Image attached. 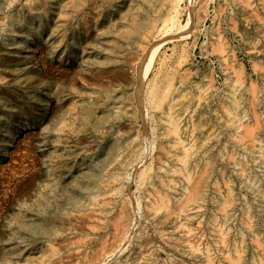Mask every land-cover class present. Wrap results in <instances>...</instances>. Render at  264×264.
Wrapping results in <instances>:
<instances>
[{"label": "rangeland", "instance_id": "374dc122", "mask_svg": "<svg viewBox=\"0 0 264 264\" xmlns=\"http://www.w3.org/2000/svg\"><path fill=\"white\" fill-rule=\"evenodd\" d=\"M15 1L14 12L16 18L14 27L13 29L9 30L10 32L8 30L0 31V47L2 48V50L0 51V56H5L7 55V53H10V55L13 54L14 56V64H12L10 68L0 69L1 71H4H2V74L4 76L0 78V86L6 84V82L10 78V75L14 78L11 88H5L9 95H5L0 98L1 103L4 100L3 104L9 103L10 101L13 103L12 104L10 102L13 105L12 112L4 111L1 114V118L3 117V125L0 126V264L3 263V260V264H7L6 262H8V264L10 262L11 264H45V262L46 264H49V262L50 264L53 262V264H65L63 262H66L67 264L68 259L65 261L63 260V262L61 263L59 262L61 256L63 259H66V257L70 254H77L85 250H87V252L90 251V249H86L83 246L84 242L78 241L80 238H82V236L75 237L73 240L74 244H71L73 247L75 245V249L78 246H81L77 248V251H75V249L71 245L66 246L67 242H65L63 239H59L58 241L53 240L54 236H51L52 233L54 234L57 232V234L59 235L64 231L67 232L69 229L68 226H66L65 229V226L62 225L59 221H54V217L58 215V217H60V215L62 217L71 214L75 218L79 214L77 207H79L81 202H85V197L88 195L86 190L84 189L86 186V179L84 178L87 175L85 170L88 169V167L96 166L97 163H102L104 160H109L112 157L111 155L113 153H109L110 150L108 147H110L113 142H115V144L119 142L118 144L120 145H131V156L136 155L139 152L141 153L143 150L145 151V155H147L146 161L149 162L147 163L145 168H142V162H133L132 164L127 165L126 168L123 167L114 172L116 174H122L124 177H129L130 175V179L128 178L129 180L126 181L127 183L129 182L130 185H128V189L123 187L122 191V188L120 187L117 188V190L112 191L117 198L124 197L123 199H126V208L131 215H134V210H136V213L138 212V204L141 203V206L145 205L154 169L161 161L159 159H162V157L167 153L168 147L173 144V137L168 128V123L165 122V117L168 111L166 103L169 98H173L171 95V90L174 87H177L179 89L177 97H180L176 112L179 114V116L182 117L183 128L187 129L185 131V134L183 135L185 143H193L195 146H199L200 144H204L207 141V145L212 146L211 152L207 154V156H209L210 162H202L197 169L193 170L191 174V180L193 179L191 181L192 184L195 183L197 186L202 185L200 186L201 193L206 192L208 194L210 192H213L214 189H221L225 191L227 189L229 181L232 177H234L232 172V162H234L236 164L235 167L239 171H246L253 175L254 178L256 177L255 179L259 181L263 189L264 199V169L262 167H259L258 163L256 162L258 161V154H255L254 152L255 145H258L262 149V152L264 154L263 0H250L249 2L248 0H181V2L180 0H170V2L172 3H169L168 0H162L163 3L161 2V0H120V2L119 0H106V2H104V0H82V3L81 0ZM49 1L50 3H48ZM8 2V0L7 2L6 0H0V11L2 7L7 6ZM63 2H65V4H63ZM145 3L148 5H146ZM159 5L163 6L160 7ZM67 10L70 12H68ZM155 10L157 12L160 11L159 15ZM151 11L153 13L155 11V13L153 14ZM251 11L253 14L251 13ZM45 12H47V15L45 14ZM58 12L61 14H59ZM139 13L140 15H138ZM119 14L122 15L120 16ZM135 14L139 17L134 16ZM164 14L167 16H165ZM134 17L136 18V21L134 20ZM169 17L174 18L169 19ZM147 18H149V20ZM190 19L191 26L190 28H188L186 33L184 32L183 34L174 35L175 33H179L180 30L178 29L179 31L177 32V27H174V30L168 28V26L171 24V21L169 22V20H174L175 23L177 22L176 24H178V27H183V25H185V23ZM161 20H163L162 23ZM164 20H166L167 22ZM164 23L167 24L164 25ZM160 25L162 26V28L159 27ZM163 25L165 26V28ZM62 27L63 30H60L62 29ZM135 29H138V32ZM163 29L166 35L162 34ZM169 29L173 33H170L171 31ZM156 30L158 31L156 32ZM129 31L131 32L130 35L127 34V32ZM138 33L141 34L138 35ZM104 36L109 39L107 40L106 38H104ZM129 37L131 38L129 39ZM169 39L172 41H170ZM132 42H135L137 44L134 43L133 45ZM7 43L9 46L7 45ZM157 43H159L158 46L160 48L155 54L152 71L150 72V78H154V75L156 73L158 74L155 78L156 81L154 80L156 94L153 91L155 96L153 99L148 101L146 95L148 94L149 79L146 80L141 88V92L144 90L142 93V96L144 98L141 102L140 107L139 100L137 98V94L139 91L137 85L139 84L138 80L140 78L139 66L144 59L145 52H147V50H149L153 45ZM94 47L97 49L94 50ZM127 47L128 49L126 50ZM98 48L100 50H98ZM133 49L136 50L134 51ZM16 50L18 51V53ZM114 52L116 54H114ZM220 52L223 54H221ZM101 57L104 61H101ZM90 59L98 61L92 65L89 63ZM121 61H124L126 64L124 62L122 63ZM42 64L45 66V68ZM11 68L13 69L11 70ZM47 69H49V71ZM13 72L15 74H13ZM119 74L122 75L119 76ZM180 78L183 79L181 80ZM103 79H105L106 81ZM100 83H102L103 85ZM125 84L129 88H127ZM254 84L256 86H254ZM110 85L113 87L111 88ZM166 86L169 88V91ZM104 89L105 91H103ZM250 89L253 92H251ZM89 92H91V94ZM94 92H96L97 94ZM108 97L110 98V100ZM200 98H202V101H200ZM204 98H206V100ZM160 99H163V103L160 101ZM236 100L238 101V105H235L233 107V101ZM206 101L207 106H203L202 102ZM227 103L229 107H232V110L236 114L235 119L231 118L226 111L228 109ZM88 104H90L91 106ZM140 109H142V113ZM224 109L226 113L223 111ZM124 111H127V113L125 112L124 114ZM54 113L55 115H53ZM103 117L105 119H103ZM153 117L155 118L153 119ZM238 120L239 122L237 123ZM112 126L113 129H111ZM97 128L101 129L98 130ZM95 132L97 134L99 133L100 136ZM168 132L171 135L167 134ZM12 135H14L15 137ZM253 135L254 137H252ZM101 136H104V138ZM99 138L100 140H98ZM236 138L239 139L237 140ZM252 139L259 140L260 144L255 143L256 141H253ZM7 140L8 142L6 143ZM128 140L130 141V143ZM54 141H56L58 145ZM5 150L8 152H6ZM54 154L56 155L55 157ZM48 155H52L54 160L56 159L53 168L57 172L58 179L60 180H57V182L59 183L48 180L45 175L46 170L49 167ZM218 157H221L223 161L218 162ZM36 164L37 166L34 168V165ZM37 168H40L38 169L40 172L37 170ZM142 169L144 172L142 171ZM122 170H126L125 173ZM127 171H130L131 174L130 172L127 173ZM232 180L234 194L239 195L243 198L246 197L248 203H253L254 205L255 201L253 199V196L245 191V189L241 186L240 181H238L236 177H234V179ZM42 183L45 187L42 185ZM50 183L56 186H54L55 189L53 188V185H50ZM47 185H49L48 189ZM69 185H71L74 190H72ZM78 187L81 188L79 189V191ZM82 189H84L85 193ZM36 190L39 191V193ZM48 191L49 193H52L54 191V193H52L53 196L49 194ZM67 191L70 193L68 194ZM120 193H122L124 196H122V194ZM74 194L76 196H74ZM55 195L58 196L54 197ZM130 196L133 201L128 200ZM58 197H62L63 199H59ZM71 200L74 202H72ZM64 202L68 203H65V205ZM30 203L37 204V206L39 207L41 206L40 208L38 207L40 209V212L35 213L28 211L30 210ZM59 208L61 211L59 210ZM62 209L66 210L64 211ZM68 209L70 210L68 211ZM19 214L20 218L18 216ZM32 215H34L35 217ZM237 216L239 223L237 222L235 224V227L241 231L244 226V222L246 221L245 215L240 210L237 211ZM250 216L252 217V219L254 218L253 220L254 224L256 225L255 230L257 240L259 241L255 240L256 238H251L248 236L245 237V244L248 248L246 261L247 263L251 264H256V262L257 264H260L261 262V264H264V214H258L255 208H252ZM37 225L40 227V229H38ZM54 225H57V227ZM43 226L45 228H42ZM191 226V229L196 230L198 228L197 224H192ZM137 227L139 230L142 229V231L146 228L147 230H150V226H148V224L146 222L144 223L143 221H139ZM151 228L153 231L157 232V228H155L153 225H151ZM55 229L56 231L54 232ZM59 229L63 231H60ZM43 232L45 233L43 234ZM176 232V238H178L180 235H183V228L177 229ZM45 234H48V236H46ZM43 235L46 237L44 238ZM37 237L39 239H35ZM48 237L50 238V240ZM90 237H93V235H91ZM90 237H83L82 240L85 241ZM196 237L197 239H200V241L202 242V246H207V248H209L211 254L217 261L223 262L222 255L219 253L212 238L206 231L201 230L200 233L196 234ZM237 238L238 237L235 234H230L229 245L232 246L235 242H237ZM19 239L20 241H24L23 239H25V241L20 242L18 241ZM45 239L47 242L45 241ZM54 241L56 242L54 243ZM178 241L179 239L175 240V242ZM255 241H257V244L254 243ZM59 242L62 243L60 244ZM259 242H261L260 246H258ZM161 243H163L166 250H164V248L163 250L160 249V251H157V255H159H156V257L159 263L174 264V254L170 251L173 246L169 245L171 247L170 249L167 245H165L163 240L161 241ZM9 246L11 248H9ZM15 246L17 249L15 248ZM54 246H56L55 248H57L58 251L55 250ZM132 246L134 247L133 244L127 245L128 248L130 247L127 250L129 251L133 249ZM19 247H21V249ZM45 247L47 249H45ZM78 249H80L79 252ZM259 250L262 255V259H260L259 257ZM47 251H49L50 253H47ZM55 251L57 259L55 258L53 253ZM251 251L253 252V254ZM60 253L62 255H60ZM180 254L184 255L182 257H188L182 252ZM3 255L7 258L3 257ZM46 257L50 261L48 260L47 262ZM253 258H255L254 261ZM106 260V257H100L97 258V260L93 264L113 263L112 260L110 262ZM188 260L189 259L187 258V261ZM80 261H83V264H88L83 258L76 260L74 259L70 264H73V262H75V264H82ZM92 262H90L89 264H92ZM188 262H191L193 264H201L199 261L194 260H189Z\"/></svg>", "mask_w": 264, "mask_h": 264}, {"label": "bare ground", "instance_id": "6f19581e", "mask_svg": "<svg viewBox=\"0 0 264 264\" xmlns=\"http://www.w3.org/2000/svg\"><path fill=\"white\" fill-rule=\"evenodd\" d=\"M8 4L5 7L1 8L0 11V31H5V30H10L13 29L14 24H15V12H14V7H15V0H8ZM30 1V0H29ZM32 1V0H31ZM112 1V0H111ZM126 1V0H123ZM153 1V0H152ZM151 1V2H152ZM169 3L170 0H168ZM173 1V0H172ZM250 0H248L249 2ZM7 2V0H6ZM18 2V1H17ZM104 2H106V0H104ZM116 2V1H115ZM120 2V0H119ZM161 2L163 3V1L161 0ZM181 2V0H180ZM264 2V0H263ZM262 2V3H263ZM32 3V2H31ZM34 3V2H33ZM50 3V1L48 2ZM82 3V0H81ZM124 3V2H123ZM140 3V2H138ZM137 3V4H138ZM160 3V2H158ZM160 3V4H162ZM166 3V2H165ZM168 3V5H169ZM63 4H65V2H63ZM111 4V3H110ZM114 4V3H113ZM134 4V3H133ZM146 4V3H145ZM167 4V3H166ZM248 4V3H247ZM5 5V4H4ZM58 5V4H57ZM143 5V4H142ZM141 5V6H142ZM148 5V4H146ZM150 5V4H149ZM179 5V3H178ZM132 6V5H131ZM155 6V5H154ZM153 6V7H154ZM160 6V5H159ZM163 6V5H162ZM160 6V7H162ZM247 6V5H246ZM62 7V6H60ZM59 7V8H60ZM107 7V6H106ZM150 7V6H148ZM152 7V9H153ZM19 8V7H18ZM58 8V7H57ZM75 8V7H74ZM69 9V8H68ZM136 9V8H135ZM143 9V8H142ZM145 9V8H144ZM164 9V8H163ZM166 9V8H165ZM173 9V8H172ZM138 10V9H137ZM149 10V9H148ZM157 10V9H156ZM155 10V11H156ZM167 10V9H166ZM222 10V9H220ZM68 11V10H67ZM77 11V10H76ZM128 11V10H126ZM136 11V10H134ZM150 11V10H149ZM154 11V13H155ZM159 11V10H158ZM170 11V10H169ZM168 11V14H169ZM178 11V10H177ZM219 11V8H218ZM254 11V10H253ZM256 11V10H255ZM60 12V11H59ZM58 12V13H59ZM70 12V11H68ZM75 12V11H74ZM139 12V11H138ZM142 12V11H141ZM152 12V11H151ZM160 12V11H159ZM159 12L156 11V13L159 15ZM173 12V11H172ZM221 12V11H220ZM219 12V13H220ZM18 13V12H17ZM124 13V12H123ZM143 13V12H142ZM153 13V12H152ZM153 13V14H154ZM181 13V12H180ZM252 13V11H251ZM255 13V12H254ZM45 14L47 15V12H45ZM61 14V13H59ZM133 14V13H131ZM137 14V13H136ZM134 16H137V15ZM171 14V13H170ZM177 14V12H176ZM174 14V15H176ZM253 14V13H252ZM256 14V13H255ZM58 15V14H57ZM120 15V14H119ZM122 15V14H121ZM120 15V16H121ZM130 15V14H129ZM140 15V13L138 14ZM143 15V14H142ZM141 15V16H142ZM149 15V14H147ZM157 15V16H158ZM165 15V14H164ZM258 15V14H257ZM60 16V15H59ZM163 16V15H162ZM161 16V17H162ZM167 16V15H165ZM172 16V15H169ZM18 17V16H17ZM47 17V16H46ZM63 17V16H62ZM124 17V16H122ZM139 17V16H137ZM152 17V16H150ZM176 17V16H174ZM173 17V18H174ZM180 17V16H179ZM65 18V15H64ZM119 18V17H118ZM133 18V17H132ZM135 18V17H134ZM145 18V17H143ZM157 18V17H156ZM165 18V17H164ZM163 18V19H164ZM172 17H169V19H171ZM172 18V19H173ZM138 19V18H137ZM149 20V18H147ZM146 19V20H147ZM178 19V18H177ZM259 19V18H258ZM125 20V19H124ZM136 21V18L134 19ZM152 20V18H151ZM157 20V19H156ZM175 20V19H174ZM174 20H169V22L171 23L168 28L173 29L174 27H177V32L179 31V33H175L174 31V35L176 34H183L184 32L186 33V31L188 30V28H190L191 26V19L188 20V22L185 23V25H183V27H178V24L175 23ZM59 21V20H58ZM57 21V22H58ZM67 21V20H66ZM159 21V19H158ZM163 20H161L162 23ZM166 21V20H164ZM127 22V20H126ZM132 22V21H131ZM154 22V21H153ZM167 22V21H166ZM180 22V21H179ZM261 22V21H260ZM68 23V22H67ZM140 23V22H138ZM145 23V22H144ZM157 23V22H155ZM159 23V24H161ZM217 23V22H216ZM57 24V23H56ZM120 24V23H119ZM123 24V23H122ZM146 24V23H145ZM167 23H164V25ZM45 25V24H44ZM54 25V24H53ZM58 25V24H57ZM142 25V23H141ZM163 25V26H164ZM182 25V24H181ZM56 26V25H55ZM148 26V25H147ZM65 27V26H64ZM68 27V26H67ZM113 27V26H112ZM124 27V26H123ZM127 27V25H126ZM140 27V26H139ZM143 27V26H142ZM156 27V26H155ZM160 28H162V26H159ZM69 28V27H68ZM130 28V27H129ZM165 28V26H164ZM48 29V28H47ZM54 29V28H53ZM124 29V28H122ZM140 29V28H139ZM175 29V28H174ZM173 29V30H174ZM179 29V30H178ZM45 30V29H44ZM63 30V27L62 29ZM59 30V31H60ZM136 31L138 29H135ZM146 30V29H145ZM161 30V29H160ZM170 30V29H169ZM54 31V30H52ZM58 31V32H59ZM158 30H156L157 32ZM163 33L164 29L162 30ZM161 31V32H162ZM171 31V30H170ZM169 31V32H170ZM10 32V31H9ZM44 32V31H43ZM47 32V31H46ZM50 32V31H49ZM133 32V30H132ZM138 32V31H137ZM135 32V33H137ZM140 32V31H139ZM155 32V31H154ZM12 33V32H11ZM68 33V32H67ZM103 33V32H102ZM111 33V32H110ZM114 33V32H113ZM119 33V32H118ZM134 33V35H135ZM160 33V31H159ZM168 33V32H167ZM170 33H173L172 31ZM8 34V33H7ZM124 34V33H123ZM128 35L131 34V32H127ZM141 34V33H140ZM138 33V35H140ZM125 35V34H124ZM166 35V34H165ZM5 36V35H4ZM108 36V35H107ZM119 36V35H118ZM144 36V35H143ZM185 36V35H183ZM12 37V36H11ZM109 37V36H108ZM111 37V36H110ZM117 37V36H116ZM127 37V36H126ZM135 37V36H134ZM101 38V36H100ZM104 38H106L104 36ZM131 37H129L130 39ZM159 38V37H158ZM175 38V37H174ZM184 38V37H183ZM217 38V37H216ZM221 38V37H218ZM66 39V38H65ZM103 39V38H102ZM107 39V38H106ZM109 39V38H108ZM107 39V40H108ZM122 39V38H120ZM171 39V38H170ZM169 39V40H170ZM173 39V38H172ZM180 39V38H178ZM98 40V39H97ZM106 40V41H107ZM115 40V39H114ZM134 40V39H133ZM182 40V39H180ZM15 41V40H14ZM65 41V40H64ZM96 41V40H95ZM104 41V40H103ZM110 41V40H109ZM112 41V39H111ZM116 41V40H115ZM118 41V40H117ZM127 41V40H126ZM131 41V40H129ZM172 41V40H170ZM174 41V40H173ZM219 41V40H218ZM119 42V41H118ZM139 42V41H137ZM165 42V41H164ZM183 42V41H182ZM223 42V41H222ZM2 43V42H1ZM4 43V42H3ZM133 43V42H132ZM135 43V42H134ZM133 43V45H134ZM160 43V42H159ZM153 45L149 50H147V52H145V56L144 59L142 60L140 66H139V73H140V78H139V84L137 85L138 87V100H139V104L141 107V102L143 100V96L141 92V88L142 85L144 84V82L146 80L149 79L148 82V96L146 95L148 101H150L151 99L154 98L156 92H155V83L154 80L156 78V76L158 75L156 72V74L154 75V78H150V72L152 71V66L154 63V59H155V54L157 53V50L160 48L158 46V44ZM211 43V42H210ZM219 43V42H218ZM59 44V43H58ZM94 44V42H93ZM101 44V43H100ZM106 44V43H105ZM110 44V43H109ZM121 44V43H120ZM129 44V43H126ZM137 44V43H135ZM139 44V43H138ZM212 44V43H211ZM8 45V43H7ZM96 45V44H95ZM103 45V44H102ZM161 45V44H160ZM226 45V44H225ZM9 46V45H8ZM11 46V45H10ZM104 46V45H103ZM120 46V45H119ZM141 46V44H140ZM213 46V45H212ZM6 47V46H5ZM13 47V46H12ZM89 47V46H88ZM102 47V46H101ZM148 47V46H147ZM184 47V46H183ZM182 47V48H183ZM218 47V46H217ZM221 47V46H220ZM226 47V46H225ZM17 48V47H16ZM106 48V47H105ZM108 48V45H107ZM121 48V47H120ZM94 50H96L97 48H93ZM128 49V47L126 48V50ZM217 49V48H215ZM2 50V48L0 47V51ZM88 50V49H87ZM98 50H100L98 48ZM134 50V49H133ZM136 50V49H135ZM134 50V51H135ZM188 50V49H187ZM214 50V49H212ZM211 50V51H212ZM17 51V50H16ZM186 51V50H185ZM99 52V51H98ZM117 52V51H116ZM131 52V50H130ZM181 52V51H180ZM225 52V51H224ZM234 52V51H233ZM12 53V52H11ZM18 53V51H17ZM105 53V52H104ZM107 53V52H106ZM179 53V52H178ZM221 53V52H220ZM108 54V53H107ZM114 54H116L114 52ZM119 54V52H118ZM129 54V53H128ZM143 54V53H142ZM141 54V55H142ZM180 54V53H179ZM223 54V53H221ZM85 55V54H84ZM103 55V54H102ZM113 55V54H112ZM109 55V56H112ZM42 56V55H41ZM98 56V55H97ZM123 56V55H122ZM120 56V57H122ZM44 57V56H43ZM82 57V56H81ZM85 57V56H84ZM89 57V56H88ZM115 57V56H114ZM182 57V56H181ZM125 58V57H124ZM184 58V57H183ZM100 59V58H98ZM102 59V57H101ZM116 59V58H115ZM44 60V59H43ZM118 60V59H117ZM120 60V59H119ZM161 60V58H160ZM225 60V59H224ZM98 61V60H97ZM97 61H95L94 59H90L89 63L90 64H95ZM100 61V60H99ZM101 61H104L103 59ZM14 62V56L13 54L10 55V53H7V55L5 56H0V69H5V68H10L12 66V64ZM42 62V61H41ZM78 62V61H77ZM119 62V61H118ZM122 63L124 61H121ZM120 62V63H121ZM183 62V61H182ZM224 62V61H223ZM83 63V61H82ZM85 63V62H84ZM125 63V62H124ZM181 63V62H180ZM79 64V63H78ZM110 64V63H109ZM126 64V63H125ZM138 64V62H137ZM43 65V64H42ZM97 65V64H96ZM95 65V66H96ZM44 66V65H43ZM50 66V65H49ZM256 66V64H255ZM93 67V66H92ZM100 67V66H99ZM98 67V68H99ZM109 67V66H108ZM112 67V66H111ZM122 67V66H121ZM162 67V66H160ZM45 68V66H44ZM95 68V67H94ZM105 68V67H104ZM107 68V67H106ZM255 68V67H254ZM13 68H11L12 70ZM115 69V68H114ZM162 69V68H160ZM256 69V68H255ZM49 71V69H47ZM46 70V71H47ZM57 70V69H56ZM104 70V69H103ZM3 71V70H2ZM2 71L0 70V78H2L4 75L2 74ZM7 71V70H6ZM9 71V70H8ZM85 71V70H84ZM89 71V70H88ZM120 71V70H119ZM125 71V70H124ZM162 71V70H161ZM4 72V71H3ZM97 72V71H96ZM99 72V71H98ZM160 72V71H159ZM10 73V72H9ZM91 73V72H90ZM125 73V72H124ZM123 73V74H124ZM13 74H15L13 72ZM56 74V73H55ZM68 74V73H67ZM26 75V74H25ZM99 75V74H98ZM102 75V74H101ZM107 75V74H106ZM114 75V74H113ZM118 75V74H117ZM122 75V74H121ZM119 74V76H121ZM6 77V76H5ZM10 78L8 79V81L6 82L5 85L0 86V98H2L5 95H9L7 90H5V88L10 87L12 85V82L14 80L13 76H9ZM32 77V76H31ZM99 77V76H98ZM41 78V77H40ZM87 78V76H86ZM119 78V77H118ZM127 78V76H126ZM18 79V78H17ZM15 79V80H17ZM36 79V78H35ZM93 79V78H92ZM158 79V78H157ZM181 79V78H180ZM183 79V78H182ZM181 79V80H182ZM212 79V78H211ZM3 80V79H2ZM22 80V79H21ZM41 80V79H40ZM83 80V79H82ZM105 80V79H103ZM126 80V79H125ZM106 81V80H105ZM156 81V80H155ZM17 82V81H16ZM89 82V81H88ZM108 82V81H107ZM111 82V80H110ZM113 82V81H112ZM213 82V81H210ZM104 83V82H102ZM100 83V84H102ZM109 83V82H108ZM16 84V83H15ZM87 84V83H86ZM106 84V83H105ZM113 84V83H112ZM252 84V83H251ZM103 85V84H102ZM167 85V84H166ZM17 86V85H16ZM106 86V85H105ZM111 86V85H110ZM120 86V85H119ZM126 86V84H125ZM168 86V85H167ZM166 86V87H167ZM182 86V85H181ZM254 86H256L254 84ZM113 86H111L112 88ZM127 88H129L128 86H126ZM145 87V85H144ZM147 87V86H146ZM166 87H165V92H166ZM253 87V86H252ZM168 88V87H167ZM98 89V88H97ZM101 89V88H100ZM109 89V88H108ZM115 89V88H114ZM113 89V90H114ZM126 89V88H125ZM94 90V89H93ZM120 90V89H119ZM251 90V89H250ZM98 91V90H97ZM100 91V90H99ZM105 91V89L103 90ZM118 91V90H116ZM155 94H154V92ZM169 91V88H168ZM178 91L179 89L177 87H174L171 90V95L173 98H169L167 101V107H168V111L166 113V121L168 123V128L170 130V133L172 134L173 137V144H171V146L168 147L167 149V153L162 157V159L158 164V166L154 169V173L152 176V181H150V187H149V191H148V196L146 197V203L145 205L141 206L140 204H138V212L136 213V210H134V215H131L129 213V211L126 208V199H123L124 197H119L117 198L116 195H114L112 191L117 190V188H122L123 191V187L128 189V185L129 182L127 183L126 181H128L130 179V175L129 177H124L122 174H116L114 173L116 170L120 169V168H126L127 165L132 164L133 162H142L143 167L145 168V166L147 165V163H149L148 161H146V156L145 155V151L143 150L141 153L137 152L138 154L131 156V145H120L115 144V142H113L112 145H110L109 150H110V154H112L111 158L109 156V160H104L102 163H97L96 166L93 167H88V169H86V177L83 178L86 179V186H85V190L87 192V196L85 197L86 200L85 202H81L78 208V212L79 214L74 218L71 214L70 215H66V216H62L60 215V217L55 216L54 217V221H59L62 225L68 226V231L67 232H62L59 235L56 233H52L51 236L53 237V240H59V239H63L66 243V246H70L71 244L73 245V240L75 237H90L91 235H93V237L90 238H85L86 240H82V238H80L78 241L80 242H84L83 246L86 249H90L89 252H87V250L85 251H81L79 252L80 249H78L77 254H70L66 257V259L62 258L59 259V262H63V260H67V264L71 263L74 259H85L86 262L89 264L90 262H92V264L97 260V258L100 257H106V259L108 260V262H110L111 260L113 261L112 264H160L156 255H157V251H160V249H164L165 246L163 245V243H161V241L163 240V242L165 243V245H167L170 249L171 246H173V250L171 249L170 251L173 252L174 254V264H193V263H189L188 261H199L201 264H251V263H247L246 261V254H247V246L245 244V237H251V238H256L255 240H257V235H256V230H255V224H254V218L252 219V217L250 216V212L252 208H255V210L257 211L258 214H264V199H263V189L259 183V181L257 179H255L253 177V175H251L250 173L246 172V171H239L236 167H235V163L232 162L233 165V176L236 177V179L238 181H240L241 186L245 189V191H247L249 194H251L253 196V199L255 201V204L253 205L248 203V201L246 200V197L243 198L239 195L234 194L233 191V180L234 177L231 178V180L229 181L228 185H227V189L225 191L221 190V189H214L213 192L210 193H201L200 192V186H197L195 183L192 184V180H191V174L193 172L194 169H197L199 167V165L202 162L205 163H209V156H207V154H209L211 152L212 146L211 145H207V141L204 144H200L199 146H195L192 142V144H187L185 143L184 139H183V135L185 134V131L187 130L186 128H183L182 125V117L179 116V114L176 112L177 111V106H178V101L180 99V97L178 98ZM93 92V91H92ZM107 92V90H106ZM109 92V91H108ZM123 92V91H122ZM163 92V91H162ZM251 92H253L251 90ZM91 94V92H89ZM96 93V92H94ZM104 93V92H103ZM113 93V92H112ZM169 93V92H168ZM82 94V93H81ZM86 94V92H85ZM97 94V93H96ZM100 94V93H99ZM106 94V93H105ZM166 94V93H165ZM186 94V93H185ZM201 94V93H200ZM11 95V94H10ZM109 95V94H108ZM113 95V94H111ZM110 95V97H111ZM159 95V94H158ZM167 95V94H166ZM170 95V96H171ZM184 95V93H183ZM17 96V95H16ZM15 96V97H16ZM83 96V95H82ZM81 96V97H82ZM88 96V93H87ZM86 96V97H87ZM124 96V95H123ZM162 96V95H161ZM189 96V94H188ZM235 96V95H234ZM233 96V97H234ZM90 97V96H89ZM98 97V96H97ZM103 97V96H102ZM107 97V96H106ZM236 97V96H235ZM253 97V96H252ZM109 98V97H108ZM240 98V97H239ZM64 99V97H63ZM85 99V98H84ZM106 99V98H105ZM104 99V100H105ZM122 99V98H121ZM127 99V98H126ZM165 99V96H164ZM167 99V98H166ZM186 99V98H185ZM206 100V98H204ZM234 99V98H232ZM83 100V99H82ZM88 100V99H86ZM98 100V99H97ZM96 100V101H97ZM110 100V98H109ZM120 100V99H119ZM125 100V99H124ZM163 100V99H162ZM162 100L160 99V101L162 102ZM184 100V98H183ZM190 100V97H189ZM204 100V101H205ZM99 101V100H98ZM108 101V100H107ZM146 101V100H145ZM200 101H202V98H200ZM228 101V100H227ZM4 100L2 101V103L0 102V126L3 125V120L1 118V114L5 111H9L12 112L13 111V103L11 104L9 103H4ZM6 102V101H5ZM8 102V101H7ZM40 102V101H39ZM91 102V101H90ZM89 102V103H90ZM157 102V101H156ZM199 102V100H198ZM259 102V101H258ZM43 103V102H42ZM58 103V102H57ZM82 103V102H81ZM87 103V102H86ZM102 103H103V99H102ZM123 103V102H122ZM121 103V104H122ZM149 103V102H148ZM153 103V102H152ZM155 103V101H154ZM158 103V102H157ZM163 103V102H162ZM252 103V102H251ZM84 104V103H83ZM119 104V103H118ZM147 104V103H145ZM200 104V103H199ZM232 104V103H231ZM90 105V104H88ZM123 105V104H122ZM198 105V104H197ZM203 106H207V101L206 102H202ZM233 107L236 105H238V101H233ZM240 105V104H239ZM57 106V105H56ZM61 106V105H60ZM81 106V105H80ZM83 106V105H82ZM91 106V105H90ZM94 106V104H93ZM100 106V105H99ZM108 106V105H107ZM119 106V105H118ZM117 106V107H118ZM143 106V105H142ZM199 106V105H198ZM228 106V103H227ZM226 106V107H227ZM52 107V106H51ZM102 107V106H101ZM150 107V106H149ZM157 107V105H156ZM242 107V106H241ZM253 107V106H252ZM16 108V107H15ZM63 108V107H62ZM96 108V107H95ZM139 108V107H138ZM137 108V109H138ZM186 108V107H185ZM228 108V109H227ZM226 111L228 112L229 116L231 118H236V114L234 113V111L232 110V107H227ZM239 108V107H238ZM254 108V107H253ZM93 109V108H92ZM102 109V108H101ZM105 109V108H104ZM103 109V110H104ZM108 109V108H107ZM112 109V108H111ZM120 109V108H119ZM147 109V107H146ZM158 109V108H156ZM184 109V108H183ZM201 109V108H200ZM207 109V107H206ZM236 109V108H235ZM52 110V109H51ZM59 110V109H58ZM57 110V111H58ZM141 113H142V109ZM161 110V109H160ZM240 110V109H239ZM108 111V110H107ZM115 111V110H113ZM118 111V109H117ZM154 111V110H153ZM156 111V110H155ZM186 111V110H185ZM225 112V109L223 110ZM127 113V111H124ZM152 112V111H151ZM87 113V112H86ZM91 113V112H89ZM147 113V112H146ZM226 113V112H225ZM11 114V113H10ZM243 114V113H242ZM55 115V113L53 114ZM92 115V114H90ZM128 115V114H127ZM14 116V115H13ZM89 116V114H88ZM113 116V115H112ZM129 116V115H128ZM12 117V116H11ZM100 117V116H99ZM238 117V116H237ZM107 118V116H106ZM110 118V117H109ZM124 118V117H123ZM155 117H153L154 119ZM240 118V117H239ZM8 119V118H6ZM44 119V118H43ZM50 119V117H49ZM95 119V117H94ZM99 119V118H98ZM103 119H105L103 117ZM130 119V118H129ZM158 119V118H157ZM160 119V117H159ZM100 120V119H99ZM112 120V119H111ZM162 120V119H161ZM7 121V120H6ZM109 121V120H108ZM155 121V120H154ZM163 121V120H162ZM102 122V121H101ZM107 122V119H106ZM112 122V121H111ZM115 122V121H114ZM127 122V121H126ZM164 122V123H165ZM239 122V120L237 121V123ZM100 123V121H99ZM163 123V122H162ZM166 123V124H167ZM231 123V122H230ZM229 123V124H230ZM10 124V122H9ZM12 124V123H11ZM116 124V123H115ZM157 124V123H156ZM188 126V125H187ZM195 126V125H193ZM260 126V125H259ZM98 127V126H97ZM107 127V125H106ZM119 127V126H118ZM121 127V126H120ZM123 127V126H122ZM7 128V127H6ZM105 128V127H103ZM194 128V127H193ZM240 128V127H239ZM4 129V128H2ZM95 129V128H94ZM98 129V128H97ZM101 129V128H99ZM98 129V130H99ZM107 129V128H106ZM110 129V128H109ZM113 129V126L112 128ZM110 129V130H111ZM235 129V128H234ZM118 130V129H117ZM123 130V129H122ZM167 130V129H166ZM230 130V129H229ZM264 130V129H263ZM93 131V130H92ZM96 131V130H95ZM121 131V130H120ZM127 131V130H126ZM152 131V130H151ZM46 132V131H45ZM98 132V131H97ZM103 132V131H102ZM12 133V132H11ZM96 133V132H95ZM110 133V132H109ZM116 133V132H115ZM127 133V132H126ZM169 132L167 134H170ZM260 133V132H259ZM263 133V132H262ZM51 134V133H50ZM53 134V133H52ZM62 134V133H61ZM97 134V133H96ZM112 134V133H111ZM120 134V133H118ZM166 134V136H167ZM170 134V135H171ZM254 134V132H253ZM6 135V134H5ZM48 135V134H47ZM99 135V133L97 134ZM128 135V134H127ZM14 136V135H12ZM33 136V135H32ZM45 136V135H44ZM100 136V135H99ZM122 136V135H121ZM120 136V137H121ZM15 137V136H14ZM46 137V136H45ZM104 138V136H101ZM213 137V136H212ZM254 137V135L252 136ZM251 137V138H252ZM9 138V137H7ZM115 138V137H114ZM122 138V137H121ZM124 138V136H123ZM211 138V137H210ZM5 139V138H4ZM131 139V138H130ZM237 139V138H236ZM239 139V138H238ZM237 139V140H238ZM241 139V138H240ZM250 139V138H249ZM15 140V139H14ZM45 140V139H44ZM80 140V139H79ZM100 140V138L98 139ZM97 140V141H98ZM102 140V139H101ZM104 140V139H103ZM109 140V139H108ZM114 140V139H112ZM134 140V138H133ZM150 140V139H149ZM242 140V139H241ZM253 140V139H252ZM255 140V139H254ZM253 140V141H254ZM96 141V140H95ZM129 141V140H128ZM132 141V140H131ZM151 141V140H150ZM198 141V140H197ZM255 143H259V140H255ZM8 142V140L6 141V143ZM11 142V141H10ZM56 142V141H54ZM61 142V141H60ZM102 142V141H101ZM104 142V141H103ZM126 142V141H125ZM124 142V143H125ZM134 142V141H133ZM131 142V143H133ZM136 142V140H135ZM194 142V141H193ZM240 142V141H239ZM28 143V142H27ZM44 143V142H43ZM52 143V142H51ZM59 143V142H58ZM63 143V142H62ZM66 143V142H65ZM69 143V142H68ZM84 143V142H83ZM130 143V141H129ZM155 143V142H154ZM219 143V142H218ZM248 143V142H247ZM1 144V143H0ZM4 144V143H2ZM12 144V143H11ZM47 144V143H46ZM45 144V145H46ZM57 144V142H56ZM111 144V143H110ZM150 144V143H149ZM242 144V143H241ZM249 144V143H248ZM58 145V144H57ZM48 146V145H47ZM46 146V147H47ZM64 146V145H63ZM151 146V145H150ZM3 147V146H2ZM45 147V146H43ZM56 147V146H55ZM54 147V148H55ZM136 147V146H135ZM140 147V146H139ZM147 147V146H146ZM162 147V146H161ZM251 147V146H250ZM254 147V146H252ZM6 148V147H4ZM8 148V147H7ZM22 148V147H21ZM50 148V147H49ZM62 148V147H61ZM163 148V147H162ZM161 148V149H162ZM216 148V147H215ZM237 148V147H236ZM18 149V148H17ZM47 149V148H46ZM53 150V149H52ZM91 150V149H90ZM108 150V149H107ZM147 150V149H145ZM164 150V149H163ZM2 151V150H1ZM6 151V150H5ZM4 151V152H5ZM56 151V150H55ZM248 151V150H247ZM8 152V151H6ZM150 152V151H149ZM254 152L255 154H258L257 160L256 161L259 165V167H262L264 169V154L262 152V149L258 146L255 145L254 147ZM32 154V153H31ZM52 154V153H51ZM56 154V153H55ZM54 154V157L56 156ZM60 154V153H59ZM84 154V153H83ZM149 154V153H148ZM150 155V154H149ZM11 156V155H10ZM49 156V167L46 170V177L48 180L51 181H55L56 183L58 179V175L56 170L53 168L54 163L56 162L53 158L52 155H48ZM29 157V156H28ZM107 157V156H106ZM228 157V155H227ZM15 158V157H14ZM23 158V157H21ZM20 158V159H21ZM64 158V157H63ZM69 158V157H68ZM148 158V157H147ZM157 158V157H155ZM161 158V157H160ZM48 159V158H46ZM59 159V158H58ZM13 160V159H12ZM11 160V161H12ZM24 160V159H23ZM44 160V159H43ZM62 160V159H61ZM103 160V159H102ZM101 160V161H102ZM153 160V159H152ZM157 160V159H156ZM15 161V160H14ZM21 161V160H20ZM59 161V160H57ZM216 161V160H215ZM218 162H222L223 159L221 157L217 158ZM237 161V160H236ZM158 162V161H157ZM213 162V161H212ZM78 163V162H76ZM47 164V163H46ZM86 164V163H85ZM249 164V163H248ZM44 165V164H43ZM48 165V164H47ZM60 165V162H59ZM58 165V166H59ZM217 165V164H216ZM231 165V164H230ZM17 166V165H16ZM37 166L34 165V168ZM74 166V165H73ZM134 166V165H133ZM136 166V165H135ZM140 166V165H139ZM138 166V168H139ZM5 167V166H4ZM8 167V166H6ZM30 167V166H29ZM226 167V166H225ZM58 168V167H56ZM135 168V167H134ZM137 168V167H136ZM141 168V167H140ZM150 168V166H149ZM261 168V169H262ZM40 168H37V170ZM74 169V168H73ZM132 169V166H131ZM148 169V168H147ZM205 169V168H204ZM2 170V169H1ZM9 170V169H6ZM27 170V169H26ZM61 170V169H60ZM39 171V170H38ZM45 171V170H44ZM68 171V170H66ZM123 171V170H122ZM126 170H124L123 172L125 173ZM137 171V169H136ZM135 171V172H136ZM143 171V169H142ZM205 171V170H204ZM257 171V170H256ZM13 172V171H11ZM15 172V171H14ZM34 172V171H33ZM40 172V171H39ZM130 171H127V173ZM144 172V171H143ZM43 173V171H42ZM41 173V174H42ZM138 173V172H137ZM140 173V172H139ZM142 173V172H141ZM147 173V172H146ZM202 173V172H201ZM223 173V172H222ZM84 174V173H83ZM131 174V172H130ZM203 174V173H202ZM20 175V174H19ZM62 175V174H61ZM136 175V174H135ZM201 175V174H200ZM7 176V175H6ZM9 176V175H8ZM14 176V175H13ZM67 176V175H66ZM127 176V175H126ZM139 176V175H137ZM202 176V175H201ZM12 177V176H11ZM20 177V176H19ZM45 177V176H44ZM62 177V176H61ZM143 177V176H142ZM22 178V177H21ZM32 178V177H31ZM30 178V179H31ZM34 178V177H33ZM36 178V177H35ZM129 178V179H128ZM137 178V177H136ZM141 178V177H140ZM138 178V179H140ZM200 178V176H199ZM223 178V177H222ZM25 179V177H24ZM63 179V178H62ZM72 179V178H71ZM137 179V181H138ZM146 179V178H145ZM14 180V179H13ZM19 180V179H18ZM42 180V179H41ZM46 180V179H45ZM135 180V179H134ZM148 180V179H147ZM22 181V180H21ZM40 181V180H39ZM60 181V180H59ZM136 181V180H135ZM197 181V180H196ZM224 181V180H223ZM262 181V180H261ZM49 182V181H48ZM126 185H125V183ZM36 183V182H35ZM39 183V182H38ZM61 183V182H60ZM80 183V182H79ZM140 183V182H139ZM40 184V183H39ZM8 185V184H7ZM43 185V183H42ZM40 185V186H42ZM50 185H53L50 183ZM74 185V182H73ZM82 185V184H80ZM148 185V184H147ZM195 188H194V186ZM44 186V185H43ZM47 189L49 188V185H47ZM55 185H53V188ZM71 187V185H69ZM78 186V185H76ZM74 186V187H76ZM119 186V187H118ZM130 186V185H129ZM226 186V185H225ZM37 187V186H36ZM45 187V186H44ZM68 187V186H67ZM66 187V188H67ZM83 187V186H82ZM209 187V186H208ZM219 187V186H218ZM59 188V187H58ZM72 190L73 187H71ZM36 189V188H35ZM46 189V188H45ZM68 189V188H67ZM70 189V188H69ZM76 189V188H75ZM78 187V191H79ZM84 189L83 192H84ZM136 189V187H135ZM42 190V189H41ZM65 190V189H64ZM6 191V190H5ZM37 191V190H36ZM44 191V189H43ZM47 191V190H46ZM58 191V190H57ZM62 191V190H61ZM77 191V190H76ZM135 191V190H134ZM39 193V191H37ZM36 192V193H37ZM42 192V191H41ZM56 192V191H55ZM63 192V191H62ZM68 192V191H67ZM116 192V191H115ZM118 192V191H117ZM121 192V191H120ZM236 192V191H235ZM241 192V191H240ZM49 193V191H48ZM54 193V191L52 192ZM51 192L49 194H51L53 196ZM70 192H68L69 194ZM85 193V192H84ZM63 194V193H62ZM80 194V192H79ZM78 194V195H79ZM118 194V193H117ZM122 194V193H120ZM124 194V192H123ZM122 194V196H124ZM37 195V194H36ZM45 195V194H44ZM60 195V194H59ZM71 195V194H70ZM86 195V194H85ZM130 195V194H129ZM13 196V195H12ZM39 196V195H38ZM49 196V195H48ZM58 196V195H57ZM56 195L54 197H57ZM61 196V195H60ZM74 196H76L74 194ZM81 196V195H80ZM118 196V195H117ZM8 197V196H6ZM40 197V196H39ZM45 197V196H44ZM72 197V196H71ZM70 197V198H71ZM82 197V196H81ZM126 197V196H125ZM128 197V196H127ZM133 197V196H132ZM41 198V197H40ZM59 198V197H58ZM61 199H63L62 197H60ZM59 198V199H60ZM68 198V197H67ZM79 198V197H78ZM72 199V198H71ZM76 199V197H75ZM8 200V199H7ZM40 200V199H38ZM42 200V199H41ZM58 200V199H57ZM70 200V199H68ZM78 200V199H77ZM75 200V201H77ZM129 201H133L131 196L128 199ZM127 200V201H128ZM145 200V199H144ZM1 201V200H0ZM72 201V200H71ZM82 201V200H81ZM139 201V200H138ZM141 201V200H140ZM44 202V201H43ZM62 202V201H61ZM74 202V201H72ZM29 203V202H28ZM27 203V204H28ZM39 203V202H38ZM58 203V202H57ZM68 203V202H64ZM70 203V202H69ZM128 203V202H127ZM29 206L28 211L30 212H35V213H39L40 211V207L37 206V204H32ZM42 204V203H40ZM73 204V203H72ZM66 205V204H65ZM63 205V206H65ZM76 205V204H75ZM74 205V207H75ZM27 207V206H26ZM39 207V208H38ZM57 207V206H56ZM71 207V206H70ZM69 207V208H70ZM132 207V206H131ZM58 208V207H57ZM56 208V209H57ZM67 208V207H65ZM26 209V208H25ZM44 209V208H43ZM42 209V211H43ZM132 209V208H131ZM3 210V209H2ZM49 210V209H48ZM60 210V208H59ZM64 210V209H62ZM66 210V209H65ZM64 210V211H65ZM70 209H68L69 211ZM76 210V209H75ZM164 210V212H163ZM242 211L243 214L245 215V219L246 221L244 222V226L242 228V230H238L235 227V224L238 222V216H237V211ZM27 211V209H26ZM27 211V212H28ZM50 211V210H49ZM53 211V210H52ZM56 211V210H55ZM54 211V212H55ZM61 211V210H60ZM63 211V212H64ZM67 211V212H68ZM74 211V210H73ZM46 212V211H45ZM133 212V211H132ZM253 212V211H252ZM42 213V212H41ZM49 213V212H48ZM31 214V213H30ZM34 214V213H32ZM44 214V213H43ZM67 214V213H66ZM76 214V213H73ZM133 214V213H132ZM241 215V214H240ZM20 218V214L18 215ZM17 216V217H18ZM34 216V215H32ZM47 216V215H46ZM52 216V215H51ZM35 217V216H34ZM33 217V218H34ZM39 217V216H38ZM42 217V216H41ZM45 217V216H44ZM260 217V216H259ZM24 218V216H23ZM18 219V218H17ZM37 219V218H36ZM40 219V218H39ZM38 219V220H39ZM43 219V218H42ZM52 219V218H51ZM243 219V218H242ZM18 221V220H17ZM28 221V220H27ZM44 221V220H43ZM47 221V220H45ZM51 221V220H50ZM143 221L144 223L146 222L148 224V226H150V230L147 228L144 229L142 231L138 229V222ZM19 223V222H18ZM33 223V222H32ZM49 223V222H48ZM239 223V222H238ZM20 224V223H19ZM22 224V223H21ZM30 224V223H29ZM141 224V223H139ZM192 224H197L198 228L195 229H191L190 226ZM259 224V223H258ZM23 225V224H22ZM151 225H153L155 228H157V232L153 231L151 228ZM21 226V225H20ZM24 226V225H23ZM38 226V225H37ZM57 227V225H54ZM238 226V225H237ZM27 227V226H26ZM30 227V226H29ZM47 227V226H46ZM50 227V226H49ZM54 227V228H56ZM192 227V226H191ZM241 227V226H240ZM239 227V228H240ZM19 228V227H18ZM37 228V227H36ZM42 228H45L44 226ZM149 228V227H148ZM179 228H183V235H180L178 238H176L177 236V232L176 230ZM22 229V228H20ZM30 229V228H29ZM38 229H40V227L38 226ZM37 229V230H38ZM62 229V228H61ZM47 230V229H46ZM52 230V229H51ZM60 230V229H59ZM201 230L206 231L209 236L212 238L214 244L216 245L219 253L222 255L223 258V262L221 261H217L213 255L211 254L209 248H207V246H202L201 245V241L200 239H197L196 234L200 233ZM44 231V230H42ZM56 231V229L54 230V232ZM63 231V230H60ZM29 232V231H28ZM36 232V230H35ZM22 233V232H21ZM41 233V231H40ZM45 232H43L44 234ZM47 233V232H46ZM50 233V232H49ZM230 234H235L238 238H237V242H235L232 246L229 245V236ZM42 235V234H40ZM46 235V234H45ZM260 235V234H259ZM13 236V235H12ZM39 236V235H38ZM44 236V235H43ZM48 236V234L46 235ZM44 236V238L46 237ZM204 236V235H203ZM205 237V236H204ZM247 237V239H248ZM43 238V237H42ZM49 238V237H48ZM201 238V237H200ZM206 238V237H205ZM12 239V238H11ZM14 239V238H13ZM35 239H39L38 237ZM52 239V237H51ZM176 239H179L178 242H175ZM203 239V237H202ZM25 241V239H23ZM50 240V238H49ZM20 241V239L18 240ZM24 241H20V242H24ZM46 241V239H45ZM259 241V240H257ZM257 241H255L254 243L257 244ZM14 242V241H13ZM34 242V241H32ZM38 242V241H37ZM47 242V241H46ZM56 241H54L55 243ZM52 243V242H51ZM60 243V242H59ZM62 243V242H61ZM60 243V244H61ZM261 242H259V245ZM11 244V243H10ZM16 244V243H15ZM23 244V243H22ZM27 244V243H26ZM57 244V243H56ZM76 244V242H75ZM80 244V243H79ZM78 244V245H79ZM133 244L134 247L131 250H127L129 249L127 247V245ZM14 245V244H13ZM17 245V244H16ZM25 245V244H24ZM46 245V244H44ZM71 245V246H72ZM81 245V244H80ZM19 246V245H18ZM30 246V245H29ZM62 246V245H61ZM22 247V245H21ZM21 247H19L21 249ZM27 247V246H26ZM25 247V248H26ZM32 247V246H31ZM34 247V246H33ZM48 247V246H47ZM56 246H54L55 248ZM58 247V246H57ZM64 247V245H63ZM73 247V246H72ZM81 247V246H78ZM77 247V248H78ZM167 247V248H168ZM251 247V246H250ZM9 248H11L9 246ZM16 248V246H15ZM13 248V249H15ZM30 248V247H29ZM53 248V250H54ZM62 248V247H61ZM71 248V247H70ZM75 249V245L73 247ZM77 248L75 249V251H77ZM84 248V249H85ZM259 248V247H258ZM12 249V250H13ZM17 249V248H16ZM45 249H47L45 247ZM63 249V248H62ZM255 249V248H254ZM10 250V249H9ZM11 250V251H12ZM24 250V249H23ZM55 250H57V248H55ZM61 250V249H60ZM166 250V248L164 249ZM5 251V250H4ZM8 251V250H7ZM22 251V250H21ZM25 251V250H24ZM58 251V250H57ZM66 251V250H65ZM64 251V252H65ZM74 251V250H73ZM74 251V252H75ZM23 252V251H22ZM39 252V251H38ZM49 251H47L48 253ZM61 252V251H59ZM184 253L186 254V256H188L187 258L189 259L187 261V258L182 257L184 255H181L180 253ZM252 252V251H251ZM5 253V252H4ZM14 253V252H12ZM18 253V252H17ZM50 253V252H49ZM52 253V252H51ZM54 256L56 258V251L53 252ZM52 253V254H53ZM68 253V252H67ZM65 253V254H67ZM19 254V253H18ZM17 254V255H18ZM45 254V253H43ZM69 254V253H68ZM253 254V252H252ZM260 259H262V255L260 253V250L258 252ZM5 255V254H4ZM3 255V257H5ZM8 255V254H7ZM13 255V254H12ZM51 255V254H49ZM48 255V256H49ZM59 255V254H58ZM60 255H62L60 253ZM159 255V254H158ZM157 255V256H158ZM11 256V255H10ZM19 256V255H18ZM26 256V255H25ZM37 256V255H36ZM35 256V257H36ZM47 256V255H45ZM53 256V257H54ZM254 256V255H253ZM13 257V256H12ZM20 257V256H19ZM22 257V256H21ZM33 257V256H32ZM34 257V258H35ZM255 257V256H254ZM7 258V257H5ZM16 258V257H15ZM45 258V257H43ZM50 258V256H49ZM60 258V257H59ZM159 258V257H158ZM186 260H185V259ZM23 259V257H22ZM21 259V260H22ZM47 259V257H46ZM51 259V258H50ZM57 259V258H56ZM161 259V258H160ZM255 258H253L254 261ZM18 260V259H17ZM16 260V261H17ZM24 260V259H23ZM45 260V259H44ZM43 260V261H44ZM49 259H47L48 262ZM52 260V259H51ZM61 260V261H60ZM105 260V258H104ZM106 260V261H107ZM11 261V260H10ZM39 261V260H38ZM50 261V260H49ZM54 261V260H53ZM105 261V262H106ZM256 261V260H255ZM23 262V261H22ZM81 262V261H80ZM99 262V261H98ZM171 262V261H170ZM260 262V261H258ZM4 263V260H3ZM2 263V264H3ZM8 264V262H6ZM17 263V262H16ZM21 263V262H20ZM24 263V262H23ZM27 263V262H26ZM42 263V262H41ZM54 263V262H53ZM51 263V264H53ZM57 263V262H56ZM66 264V262H63ZM83 264V261L81 262ZM169 263V262H168ZM262 263V262H261ZM260 263V264H261ZM11 264V262L9 263ZM15 264V263H14ZM44 264V263H43ZM46 264V262H45ZM50 264V262H49ZM59 264V263H58ZM73 264H75V262H73ZM96 264V263H95ZM254 264V263H252ZM257 264V262H256Z\"/></svg>", "mask_w": 264, "mask_h": 264}]
</instances>
